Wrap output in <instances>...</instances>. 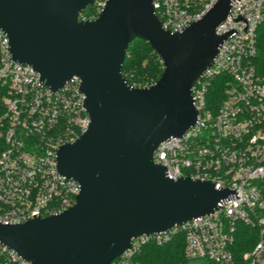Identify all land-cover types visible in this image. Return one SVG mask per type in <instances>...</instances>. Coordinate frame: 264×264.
<instances>
[{
  "label": "water",
  "instance_id": "water-1",
  "mask_svg": "<svg viewBox=\"0 0 264 264\" xmlns=\"http://www.w3.org/2000/svg\"><path fill=\"white\" fill-rule=\"evenodd\" d=\"M0 0V28L14 60L31 65L53 90L82 78L88 129L58 149L61 174L81 185L59 214L0 222V241L31 264H111L143 234L164 232L213 212L230 195L213 182L171 179L154 161L159 144L195 123L192 87L213 63L225 36L216 27L231 0H218L183 32L164 28L154 0ZM141 38L161 58L154 83L135 87L122 73L131 42Z\"/></svg>",
  "mask_w": 264,
  "mask_h": 264
},
{
  "label": "built area",
  "instance_id": "built-area-1",
  "mask_svg": "<svg viewBox=\"0 0 264 264\" xmlns=\"http://www.w3.org/2000/svg\"><path fill=\"white\" fill-rule=\"evenodd\" d=\"M217 1L154 0V8L164 28L175 33L202 19ZM262 23L264 0H231L216 27L225 37L192 87L195 123L162 141L154 154L169 178L208 180L230 195L211 213L133 238L111 264H142L137 255L144 244H161L176 234L184 237L188 259L235 264L238 222L258 231L243 258L264 264V74L255 65ZM218 76L222 99L214 103L208 95ZM81 83L73 75L53 90L31 65L13 59L9 36L0 28V222L59 214L77 202L81 185L59 172L57 156L61 145L75 141L91 123ZM0 264L31 261L0 241Z\"/></svg>",
  "mask_w": 264,
  "mask_h": 264
},
{
  "label": "trees",
  "instance_id": "trees-1",
  "mask_svg": "<svg viewBox=\"0 0 264 264\" xmlns=\"http://www.w3.org/2000/svg\"><path fill=\"white\" fill-rule=\"evenodd\" d=\"M91 6H88L82 14H85ZM255 65L258 71L264 74V23L258 27ZM163 71V62L151 44L141 38L134 39L128 48L122 68V73L128 84L135 87H140L138 83L150 85L161 77ZM222 78L223 76H218L216 82L219 80L221 82ZM212 92L217 93L215 90ZM257 241V229L243 222L237 223L235 241L232 245L235 264H249L243 258V253L252 249ZM184 247V237L181 234H176L169 241L161 244L154 242L144 244L137 255V259L142 264H213L207 260L188 259Z\"/></svg>",
  "mask_w": 264,
  "mask_h": 264
},
{
  "label": "rangeland",
  "instance_id": "rangeland-1",
  "mask_svg": "<svg viewBox=\"0 0 264 264\" xmlns=\"http://www.w3.org/2000/svg\"><path fill=\"white\" fill-rule=\"evenodd\" d=\"M104 0H95L94 4L86 11L85 14H82L80 19L81 20H90L95 19L101 12L102 3ZM220 81V80H219ZM217 81L216 84L213 86V89L217 92L214 94L213 92L208 95V101L219 103L221 101V88H222V80L221 82ZM140 87H143V83H138ZM148 84L144 85L147 86ZM214 97V99H213Z\"/></svg>",
  "mask_w": 264,
  "mask_h": 264
}]
</instances>
